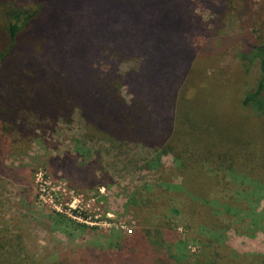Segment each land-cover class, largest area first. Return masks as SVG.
Instances as JSON below:
<instances>
[{
	"label": "trees",
	"instance_id": "1",
	"mask_svg": "<svg viewBox=\"0 0 264 264\" xmlns=\"http://www.w3.org/2000/svg\"><path fill=\"white\" fill-rule=\"evenodd\" d=\"M199 27L194 0H0V146L16 131L31 142L78 113L86 143L142 147L156 166L172 157L192 193L220 186L221 174L257 188L264 180V45L248 57L260 62L257 86L239 96L215 81L213 65L194 50ZM131 62L139 67L122 73ZM157 247L142 230L117 250L67 264H191ZM20 250L0 242V264H25Z\"/></svg>",
	"mask_w": 264,
	"mask_h": 264
},
{
	"label": "rangeland",
	"instance_id": "2",
	"mask_svg": "<svg viewBox=\"0 0 264 264\" xmlns=\"http://www.w3.org/2000/svg\"><path fill=\"white\" fill-rule=\"evenodd\" d=\"M194 3L200 31L191 42L213 65L209 74L239 96L253 91L260 62L250 64L248 57L264 45V0ZM138 67L127 63L121 72ZM51 126L31 142L16 131L0 146L6 149L0 153V242L20 247L25 264H67L111 252L142 230L160 242L158 249L187 263L264 264L256 260H264V180L252 188L247 178L237 183L221 174L220 186L192 193L172 157L156 166L149 164L154 153L142 147L124 152L86 143L78 113L71 125ZM57 214L84 227L59 224Z\"/></svg>",
	"mask_w": 264,
	"mask_h": 264
},
{
	"label": "built area",
	"instance_id": "3",
	"mask_svg": "<svg viewBox=\"0 0 264 264\" xmlns=\"http://www.w3.org/2000/svg\"><path fill=\"white\" fill-rule=\"evenodd\" d=\"M75 209H76V208H74V210H75ZM81 212H83V211H78L77 213H76V212H74V214H78V213H79V214H78V215H80V217H79V218H84V217H82V214H81ZM96 218H97V217H96ZM84 220H90V219H88V218H87V219H85V218H84Z\"/></svg>",
	"mask_w": 264,
	"mask_h": 264
}]
</instances>
